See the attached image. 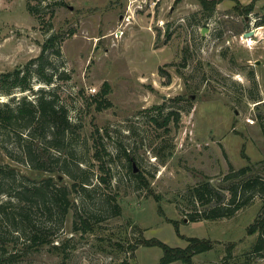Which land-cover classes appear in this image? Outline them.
<instances>
[{
  "label": "rangeland",
  "instance_id": "374dc122",
  "mask_svg": "<svg viewBox=\"0 0 264 264\" xmlns=\"http://www.w3.org/2000/svg\"><path fill=\"white\" fill-rule=\"evenodd\" d=\"M235 5L223 0L207 13L197 0H0V74L23 69L46 38H59L60 55L51 49L52 67L46 66L54 84L33 79L34 93L55 89L68 107L78 134L67 154H55L78 180L87 176L92 184L84 194L72 191L63 219L36 212L35 245L23 246L24 237L0 218L3 264H160L162 249L140 240L184 248L188 238L214 243L191 264H264V250L253 252L259 234H247L264 216V199L256 196L231 218L187 217L195 185L207 181L224 191L230 169L248 164L264 178V0L248 15ZM251 30L254 36L244 38ZM7 86L0 80V104L13 95L35 97L6 96L1 87ZM105 89L112 106L98 110ZM6 139L13 159L0 149V164L31 178L49 176L15 161L20 153ZM55 180L72 190L70 177ZM7 198L0 195V203ZM82 219L89 220L88 231L80 229Z\"/></svg>",
  "mask_w": 264,
  "mask_h": 264
},
{
  "label": "trees",
  "instance_id": "16d2710c",
  "mask_svg": "<svg viewBox=\"0 0 264 264\" xmlns=\"http://www.w3.org/2000/svg\"><path fill=\"white\" fill-rule=\"evenodd\" d=\"M222 1L197 0L202 11L207 13H213ZM234 1L236 2L235 10L243 15H248L253 11L256 0L247 6H242L236 0ZM28 10L34 14L29 3ZM261 25H264V18L261 20ZM58 40L57 35H50L42 44L39 56L30 60L23 69L16 68L13 71L0 74L1 83L8 85L1 87V92L6 96H12L15 91L34 93L33 79L48 87L52 86L55 81L54 72L48 74L46 66L52 67L48 59V52L51 49L55 48L54 54L60 55ZM62 74L64 78H69L65 72ZM107 93L108 89H105L102 94L103 99L98 102V110L112 106L105 97ZM34 95L33 99H29L26 95L19 98L13 95L11 100L0 104V149L7 157L13 159L12 150L6 144V138H13L14 147L21 154H19V160L15 161H21L31 172L49 174L48 177L41 179L31 178L8 164H0V195L10 197L0 203V218L14 229V232H17L18 238L24 237L23 246L35 245L40 240L39 226L34 218L38 210L47 211L49 216L53 212L59 213L63 219L73 204L70 197L72 191L81 195L88 192L89 186L92 185L87 176L78 180L71 170H68L66 160L61 163L59 161L61 156L57 157L55 154V152H58L59 155L67 154L78 134L79 127L71 122L68 107L60 100L55 89L41 88ZM259 119L264 134L263 118ZM154 121L156 120L154 119ZM96 155L99 157V151L96 152ZM243 157L249 162V158L245 154ZM101 168L104 169L103 166ZM253 169L251 164L238 170L230 169V172L224 177V182L227 183L224 191L217 189L207 181L192 187L186 198L187 206L191 209V212L187 214L188 220L199 222L231 218L239 210L249 205L256 196L264 199V178L253 175ZM79 170L82 172L81 168ZM62 176L74 180L72 190L67 186L58 185L55 178L61 179ZM100 179V183H109L111 180V178L110 180L109 178ZM140 179L144 182L142 176ZM5 185H10L12 189L5 192L3 190ZM12 190L14 191L12 192ZM113 212L118 215L120 209L115 206ZM174 224L177 227V222ZM80 225V229L83 231H88L91 228L89 220L82 219ZM255 233L259 234L253 247V252L257 253L264 250V216L261 213L247 230L248 235ZM187 242L188 244L184 248L170 247L158 239H142L138 243L148 247L161 248L163 255L160 264H171L176 261L191 264L194 256L210 251L214 247L213 241L209 239L188 238ZM4 245L6 242L0 236V247ZM233 247L234 244L227 246L228 257L231 256ZM0 264H3L1 259Z\"/></svg>",
  "mask_w": 264,
  "mask_h": 264
},
{
  "label": "water",
  "instance_id": "95a60500",
  "mask_svg": "<svg viewBox=\"0 0 264 264\" xmlns=\"http://www.w3.org/2000/svg\"><path fill=\"white\" fill-rule=\"evenodd\" d=\"M207 31H208L207 29H203L202 30V35H204ZM253 36H254V31L253 30L244 33V37H246V38H251Z\"/></svg>",
  "mask_w": 264,
  "mask_h": 264
},
{
  "label": "bare ground",
  "instance_id": "6f19581e",
  "mask_svg": "<svg viewBox=\"0 0 264 264\" xmlns=\"http://www.w3.org/2000/svg\"><path fill=\"white\" fill-rule=\"evenodd\" d=\"M121 34H122V31H121V32H118L117 37H118V36H121ZM244 38H245V37H244Z\"/></svg>",
  "mask_w": 264,
  "mask_h": 264
},
{
  "label": "built area",
  "instance_id": "2783aa9c",
  "mask_svg": "<svg viewBox=\"0 0 264 264\" xmlns=\"http://www.w3.org/2000/svg\"><path fill=\"white\" fill-rule=\"evenodd\" d=\"M248 122H249V123H253V121H252V120H248Z\"/></svg>",
  "mask_w": 264,
  "mask_h": 264
},
{
  "label": "crops",
  "instance_id": "0c3cea01",
  "mask_svg": "<svg viewBox=\"0 0 264 264\" xmlns=\"http://www.w3.org/2000/svg\"><path fill=\"white\" fill-rule=\"evenodd\" d=\"M244 4V3H243Z\"/></svg>",
  "mask_w": 264,
  "mask_h": 264
}]
</instances>
